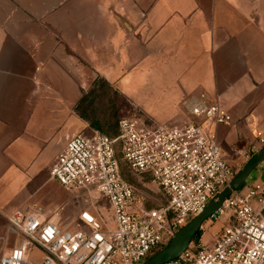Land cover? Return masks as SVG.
I'll list each match as a JSON object with an SVG mask.
<instances>
[{"label": "crops", "instance_id": "0c3cea01", "mask_svg": "<svg viewBox=\"0 0 264 264\" xmlns=\"http://www.w3.org/2000/svg\"><path fill=\"white\" fill-rule=\"evenodd\" d=\"M100 88L109 109L127 102L123 119L169 127L197 122L184 101L205 94L232 122L204 133L239 173L264 131V0H0V260L13 213L40 206L74 227L87 208L50 173L70 139L104 134ZM253 173L249 187L264 163Z\"/></svg>", "mask_w": 264, "mask_h": 264}, {"label": "built area", "instance_id": "2783aa9c", "mask_svg": "<svg viewBox=\"0 0 264 264\" xmlns=\"http://www.w3.org/2000/svg\"><path fill=\"white\" fill-rule=\"evenodd\" d=\"M184 107L197 122L169 127L122 119L115 139L101 133L70 139L50 175L67 192L86 196L87 208L74 227L54 222L38 206L13 213L8 224L16 243L0 264H143L168 245L238 174L203 130L205 122L229 125L232 118L205 94L189 97ZM255 139L244 153L247 163L264 148V131ZM121 161L150 176L166 204L147 209L124 179ZM210 220L225 223L220 236L192 241L166 264H264V180L233 193Z\"/></svg>", "mask_w": 264, "mask_h": 264}, {"label": "rangeland", "instance_id": "374dc122", "mask_svg": "<svg viewBox=\"0 0 264 264\" xmlns=\"http://www.w3.org/2000/svg\"><path fill=\"white\" fill-rule=\"evenodd\" d=\"M114 96V108L111 110L107 107L108 97H112L111 92L109 93L106 88H100L99 90H96L95 122L103 128V130H101L100 132L108 134L109 136L117 137V135L119 134L118 123L121 119L128 117L127 112L129 110V107L127 105V102L119 95L115 94ZM116 150L118 156L121 157L120 144L116 146ZM121 163L124 168V174L127 182L133 186L137 197L146 204L147 209L159 208L166 204V197L164 196L163 191L156 183H154V181L150 177L136 174L128 167V165L124 161H121ZM244 168L245 167L243 165L239 172H241ZM254 175V173L251 174L247 183L251 184L256 179ZM66 196H68V194H66ZM216 225V229L212 230V228ZM224 227L225 223L221 220L210 222L207 221L202 227V236H204L205 241L208 234L210 233H213L216 238L220 236Z\"/></svg>", "mask_w": 264, "mask_h": 264}, {"label": "water", "instance_id": "95a60500", "mask_svg": "<svg viewBox=\"0 0 264 264\" xmlns=\"http://www.w3.org/2000/svg\"><path fill=\"white\" fill-rule=\"evenodd\" d=\"M264 163V148L256 155L254 162L248 164L231 183L219 194L217 201L211 202L205 211L194 218L188 225L180 229L172 238L167 247L150 257L143 264H166L179 258L191 245L194 237L202 230L203 225L211 219L233 193L241 192L246 186L251 174Z\"/></svg>", "mask_w": 264, "mask_h": 264}, {"label": "trees", "instance_id": "16d2710c", "mask_svg": "<svg viewBox=\"0 0 264 264\" xmlns=\"http://www.w3.org/2000/svg\"><path fill=\"white\" fill-rule=\"evenodd\" d=\"M119 136V134L117 135V137ZM116 137V138H117ZM255 159H256V157H254L253 159H251L247 164H246V166L248 165V164H250V163H252V162H254L255 161ZM245 166V167H246ZM129 167V166H128ZM121 172H122V175H123V177H124V179L126 180V178H125V174H124V168H123V166H122V163H121ZM142 176H148V175H142ZM148 177H150V176H148ZM151 178V177H150ZM152 179V178H151ZM127 181V180H126ZM130 184V183H129ZM202 234H203V232H202V230H200L199 231V233L194 237V239H193V241H195L196 239H199L201 236H202ZM168 245H166L165 247H167ZM165 247H163L162 249H164ZM162 249H159L158 251H156V253H158L159 251H161ZM155 253V254H156Z\"/></svg>", "mask_w": 264, "mask_h": 264}, {"label": "snow or ice", "instance_id": "6c2138e0", "mask_svg": "<svg viewBox=\"0 0 264 264\" xmlns=\"http://www.w3.org/2000/svg\"><path fill=\"white\" fill-rule=\"evenodd\" d=\"M85 215H87V214H85ZM89 219H91V218L89 217ZM48 231H49V233H51L52 230L51 229H48ZM73 247H76V245H74Z\"/></svg>", "mask_w": 264, "mask_h": 264}]
</instances>
